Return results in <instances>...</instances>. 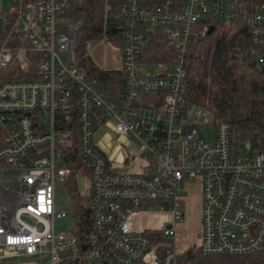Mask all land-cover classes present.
Listing matches in <instances>:
<instances>
[{"label": "built area", "instance_id": "built-area-1", "mask_svg": "<svg viewBox=\"0 0 264 264\" xmlns=\"http://www.w3.org/2000/svg\"><path fill=\"white\" fill-rule=\"evenodd\" d=\"M3 1L0 264H178L171 241L183 216L184 180L200 182L203 255H247L262 247L264 151L234 145L230 125L185 102L184 94L188 51L213 22L239 16L249 27V45L239 55L264 72V4L184 0L176 10L119 0L114 70L123 80L114 102L77 67L80 22L67 12L79 0H6L7 10ZM155 33L164 37L159 61L146 55ZM153 65L169 69L144 70ZM18 74L35 77L8 78ZM107 125L119 148L131 136L141 145L124 151V164H113L95 141ZM207 125L214 135L205 138L199 127ZM74 142L75 171L89 178L91 224L83 235L54 227L71 215L57 207L55 183L66 182L77 164L70 162Z\"/></svg>", "mask_w": 264, "mask_h": 264}, {"label": "trees", "instance_id": "trees-1", "mask_svg": "<svg viewBox=\"0 0 264 264\" xmlns=\"http://www.w3.org/2000/svg\"><path fill=\"white\" fill-rule=\"evenodd\" d=\"M184 0H152L151 4H170L180 9ZM244 7L264 4V0H235ZM119 0H79L67 12L78 20L74 35L76 64L83 75L96 78L98 87L110 100L120 99L118 88L122 82L115 70L97 67L85 54L88 41L103 38L114 40L117 32ZM213 30L204 35L188 51L185 102L204 107L213 120L222 119L230 125L232 139L249 143L256 152L264 151V72H258L239 53L249 45V27L239 16L227 24L213 22ZM147 58L164 59V37L152 34ZM32 68V67H31ZM34 74H18L10 79L31 78ZM75 131L74 122L71 124ZM70 162L74 166L65 182L70 196L66 208L76 221L80 235L88 231L90 220V192L81 194L75 185V142ZM75 232V230H74ZM178 264H264V244L247 255H203L199 247L184 252Z\"/></svg>", "mask_w": 264, "mask_h": 264}, {"label": "rangeland", "instance_id": "rangeland-1", "mask_svg": "<svg viewBox=\"0 0 264 264\" xmlns=\"http://www.w3.org/2000/svg\"><path fill=\"white\" fill-rule=\"evenodd\" d=\"M224 1V0H223ZM226 1V0H225ZM8 5L7 1H3V10H7ZM221 22V21H220ZM2 18L0 17V29L2 28ZM100 40L88 41L85 45V54L88 55L91 61L100 69L103 70H114L120 67V60L118 58V51L114 48L117 46L114 40H107L103 43L99 42ZM90 44V47H87V44ZM168 70V66H164L163 68H158L157 66H144V70L147 73H154L160 70ZM110 133L111 127L109 125L102 128L100 131L101 137L102 134ZM199 132L202 137L208 138L214 135V127L207 125L199 127ZM112 136V135H111ZM115 138V137H114ZM110 139L106 137L105 141L107 143V147L110 149H114L117 141L116 139ZM232 143L236 146H243L245 143H241L239 141H235L232 139ZM130 147L126 145L127 148H135L140 149L141 145L139 141L130 137L129 139ZM75 185L77 190L86 195L89 192V178L85 174L84 171L78 172L75 175ZM55 200L57 207L60 208H68L70 205V196L68 193V189L65 182L56 181L55 183ZM181 203H182V212L183 216L179 222H177L174 226L175 228V238L172 240V244L176 246V249L179 253V258L181 255L190 250L192 247H197L201 234V186L198 180L189 181L184 180L182 183V191H181ZM152 211H156V209H152ZM54 227L56 231H74L76 228V221L71 216L68 215L65 218L56 220L54 223Z\"/></svg>", "mask_w": 264, "mask_h": 264}, {"label": "crops", "instance_id": "crops-1", "mask_svg": "<svg viewBox=\"0 0 264 264\" xmlns=\"http://www.w3.org/2000/svg\"><path fill=\"white\" fill-rule=\"evenodd\" d=\"M100 131H97L96 132L95 141L98 143V145L101 147V149H103V151H105L111 157L112 163L115 164V165H119L121 162H123V154H124V151L125 152H130V150L134 149L132 147L131 148H127L126 147V145L128 147H130V144H129L130 137L127 138L126 140H124V142H123L124 149H121V148L118 147V144L121 141H120V139L115 134H113L112 131H110V133H106L104 131V134H102V136L98 138V136L101 133ZM106 137L107 138L110 137V139H112V138L115 137L114 139H116L117 144H116V146H115L114 149H110V148L107 147V143L105 141ZM138 161L141 162L142 161V158L140 157ZM123 164H124V162H123ZM125 164L126 165H130L131 163L127 161V162H125Z\"/></svg>", "mask_w": 264, "mask_h": 264}, {"label": "water", "instance_id": "water-1", "mask_svg": "<svg viewBox=\"0 0 264 264\" xmlns=\"http://www.w3.org/2000/svg\"><path fill=\"white\" fill-rule=\"evenodd\" d=\"M212 30H213V26H210L209 29H208L207 34H210V33L212 32ZM249 146H250L249 143H246V144H245V147H249Z\"/></svg>", "mask_w": 264, "mask_h": 264}]
</instances>
